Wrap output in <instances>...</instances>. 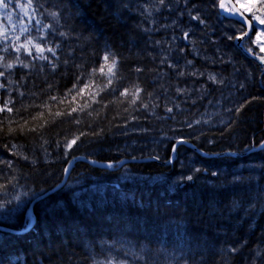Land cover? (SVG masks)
Returning <instances> with one entry per match:
<instances>
[{"label":"trees","instance_id":"obj_1","mask_svg":"<svg viewBox=\"0 0 264 264\" xmlns=\"http://www.w3.org/2000/svg\"><path fill=\"white\" fill-rule=\"evenodd\" d=\"M43 2L45 8L60 10L61 27L58 30L68 33L67 37L56 35L53 39L60 45L56 68L53 70L47 62L34 61L30 70L20 67L13 70L12 84L0 78V82L6 85V88H0V106L9 99L14 102L9 105L13 108L12 113H0V162H3L0 163V176L3 177L0 183H7L10 177H15V188L24 186L32 193L33 199L28 207L34 204V223L30 230H24L29 216L27 209L17 219L0 223L6 229L0 232V264H98L99 260L107 262L110 258L125 264H132V261L133 264H260L262 258L264 263V211L258 215L264 206L259 201L253 205L254 201L246 192L249 185L242 190L228 178L252 160L258 161L264 170V151L259 150L264 144V68L237 49L234 39L223 41L228 55L222 61L229 63V68L237 64L246 69L250 84L240 111L235 112L227 129L213 130L204 136L216 144L206 142L201 145L188 140L197 150L211 156L204 157L189 147H183L195 156L193 162L199 166L195 179L180 183L176 189L163 183L153 184L152 177L167 179L177 175L181 168L168 164L173 154L171 143L163 153V160L137 155L135 160L141 163L138 161L123 167L136 176L147 177V185H117L118 168H101L79 161L73 166L66 185L53 192L65 181L66 170L77 158L114 166L133 159L126 153L119 154L116 149L120 132L134 123H139L138 127L148 125L150 117L147 113L153 114L158 109L161 89L167 83L161 55L137 24L139 20L128 0ZM26 3L27 0H11L7 12L0 9V26L7 27L10 34L7 16H12V24H16L17 29L21 22L27 23L20 8ZM216 12L214 8L217 17ZM42 20L52 22L46 14ZM213 22L217 26L216 21ZM31 27V35H38L34 20ZM209 30L210 33L215 31ZM247 47L254 48V45L250 43ZM9 52L11 56L16 55L11 49ZM106 52L111 53L110 61L113 56L118 61L113 85L97 97L107 107L96 103L81 113L61 118L45 112V119H54L55 123L36 132H20L19 125L25 120L29 121V127L39 123L32 122L31 117L43 109L30 105L45 101L49 92L61 96L72 88L78 75H86L92 68L99 67ZM21 58L31 60L23 55ZM102 80L103 77L97 74L96 85L102 86ZM84 83L85 80L81 79L80 85ZM133 85L143 89L136 105L129 103L131 96H119L121 88L131 90ZM20 91L25 93L23 97L19 95ZM88 91L95 92L96 87ZM141 103L149 104V108H142ZM167 104L166 109L174 102ZM89 111L92 115H88ZM77 115L81 122L72 123ZM4 117L15 121L11 125L17 129L15 133L8 134L9 120ZM81 132L85 135L66 151V140ZM220 140L224 142L218 143ZM13 145L17 147L13 148ZM95 150L104 151L94 155ZM13 153H23L28 159ZM177 153H182V149ZM223 153L239 157L212 158ZM9 161L12 162L11 168L7 167ZM258 176L264 180V175H257L256 180ZM76 180L79 182L75 183ZM79 183H85L90 190L93 187L107 190L104 193L99 189L98 196L87 192L81 194L71 187ZM253 186L254 183L250 185ZM15 188L9 186L8 192L13 193ZM240 203L245 204L244 208ZM245 209H249L247 214Z\"/></svg>","mask_w":264,"mask_h":264},{"label":"rangeland","instance_id":"obj_2","mask_svg":"<svg viewBox=\"0 0 264 264\" xmlns=\"http://www.w3.org/2000/svg\"><path fill=\"white\" fill-rule=\"evenodd\" d=\"M154 3L155 0H128L129 7L139 20L137 24H139L142 32L149 36L150 42L154 44L156 51L161 55V66L167 86L161 89L163 93L159 100L158 109L153 114L147 113L150 117V120L147 121L148 125L138 127L140 124L134 123L122 129L116 149L119 150V154L126 153V156L133 159H136L137 155H149L163 160V153L173 143L172 149L174 152L168 160V164L181 167L178 168V174L167 179L156 176L152 177V180L154 185L163 183L169 188L176 189L180 183L189 182L187 180L188 176L191 175L195 179V173L199 169L197 163L193 162L195 156L193 157L183 147L190 139L201 145L216 144V141H210V138L207 139V137L205 139L204 136L213 130L227 129L226 127L233 120L237 108H240L246 98L245 92L249 87L250 77L245 74L246 69L240 65L234 64L232 68H229L230 64L222 61L228 55L223 41L228 39L229 36H238V29L242 26L236 21L226 22L224 19L219 21V26H216L213 22L217 19H215L216 15L212 11V1L169 0L166 7L161 8L159 12L153 10L152 16L149 17L145 12V7L152 9ZM203 3H207L209 6H205ZM192 16H199L203 22L192 19ZM205 20H208V22ZM255 27L257 28L255 32H257L260 28H264V25L258 26L254 23ZM209 29L215 31L210 33ZM184 32L188 33L187 40L183 39ZM254 39L255 37L250 34L243 44H250L249 41ZM262 40H264V37H262ZM253 45L258 54L264 56V53L259 52L257 44L253 43ZM165 57H167L166 61L164 60ZM188 61H192V64L189 65ZM169 63L175 67H169ZM191 71H198L203 75L193 76L189 74ZM180 72L185 74L179 75ZM209 74H214L218 81L223 82L213 83L207 78ZM177 88L183 89V93L177 92ZM171 101L174 104L169 107L172 109L174 105L176 107L172 112H168L165 106H168L170 103H167ZM222 141L224 142V140L217 142L223 143ZM179 149H182L180 154L177 153ZM103 151L95 150L93 154L99 155ZM123 160L126 159L123 158ZM260 166L258 161L252 160L238 168L235 174H231L228 178L232 180V184L242 190L246 187V184L249 185L246 192L251 196H249L251 200L255 203L259 201L264 206V180H261L259 176L257 180L255 179L257 175H264V170L262 171ZM113 168L120 170L117 185L121 183H142V185H145L147 183V177L136 176L130 173L129 170L124 171L122 164L113 166ZM122 171L124 173H121ZM78 182L79 180L75 181V183ZM252 183H254V186L250 187ZM71 187L78 189L77 192L80 191L81 194L87 192L86 194L92 195L93 193L96 196H98L99 189L103 190L104 193L107 190L103 187L97 190L93 187V190H90L85 187V183L71 185ZM262 189L263 196L261 197L260 191ZM14 190L13 193L8 192L6 199H11L15 194L22 192H27L28 196L22 198L24 203L20 205V210L10 217L7 216L6 210L0 212V223L10 222L26 209L27 211L31 209L28 205L33 199L32 193L24 186H19ZM260 197L262 198L261 201L259 200ZM233 201L234 199H232ZM240 205L242 208L245 206L243 203H240ZM15 207H17L15 203L8 205L9 209ZM262 211H264V208L258 215ZM248 212L249 209H245L244 213L247 214ZM5 230L4 227L0 226L1 232ZM262 260L260 264H264ZM98 262L107 264L103 260ZM114 264L125 263L114 261Z\"/></svg>","mask_w":264,"mask_h":264},{"label":"snow or ice","instance_id":"obj_3","mask_svg":"<svg viewBox=\"0 0 264 264\" xmlns=\"http://www.w3.org/2000/svg\"><path fill=\"white\" fill-rule=\"evenodd\" d=\"M169 0H155L152 9L145 7V12L147 16H152V11L159 12L161 8L166 7ZM11 0H0V9H3L5 12L10 7ZM216 6L223 10V12L228 13L230 16L235 18L242 27L238 29V36H229L228 39L240 40L244 41L245 37H248L251 33L252 36L255 37L254 40H250L249 43H255L259 47V52L264 53V28H260L259 31L252 33V25L253 23L258 26L264 25V0H215ZM21 10L24 13V17H27V23L21 22L17 29L16 24H12V16L8 15L7 20L9 25H11V34L9 33V29L5 26H0V78H4L7 81V84H12L13 81L10 76L13 74V70L16 67H20L22 69L30 70L33 67L34 61H43L47 62L48 65L54 70L56 68V60L59 59L57 56V50L60 45L58 43H54L53 39L56 35L60 37H67L68 33L62 30H58L61 21V12L60 10H50L44 7L43 0H27L26 5H20ZM41 9H44L41 12ZM30 10V11H29ZM47 15L51 18V21L55 23L57 27H54L52 22L44 23L42 17ZM191 15V14H190ZM249 15L251 18H249ZM194 20H201L199 16H192ZM35 21L36 27L35 31L38 35H31L32 32V21ZM51 32V35L49 33ZM23 37V40H22ZM173 39H175L173 37ZM183 39H188V33H183ZM16 53L15 56H11L9 50ZM246 52L249 54L256 55L253 52L251 47H247ZM50 55H48V54ZM5 54H8L7 56ZM30 57L31 60L26 61L22 59L21 56ZM110 52H106L103 57V63L99 65L97 68H92L90 71L86 73V75H78L76 82L73 84L72 88L68 89L61 96H57L49 92L48 97L45 101L40 104L30 105L31 107L41 108L43 111H39L32 115L33 126L29 127V121L25 120L23 124L19 125V130L21 133L25 132H36L38 130L43 129L49 123H55V120H47L45 119V112L49 116H53L55 118L61 117H71L73 113H81L84 110L90 109L92 104L100 103L103 107H107V104H104L102 100H98L97 97L100 93L106 91L110 88L114 79L117 77L116 65L118 63L117 59L113 56L110 61ZM256 58L260 60L262 64H264V56L256 55ZM167 60V57L164 58ZM67 61H65L66 63ZM163 62V61H162ZM188 64L191 65L192 61H188ZM169 67H175L171 63L168 64ZM43 67V65H41ZM140 69H137L139 71ZM99 74L100 77H103L102 86H97L95 83V78ZM184 72H180L179 75H184ZM190 75H203V73H199L198 71L189 72ZM213 83H222L223 81H218L217 77L214 74H209L207 77ZM84 79L85 83L80 85V80ZM77 85H80L77 88ZM96 87L95 92L88 91L89 89ZM0 88H6L4 82H0ZM51 88V85H49ZM116 89H113L115 92ZM143 91L139 85H133L131 90L127 87L121 88L119 91V96L128 97L131 96V100L129 103L131 105H136L137 101L140 99V94ZM183 89L177 88V92L183 93ZM87 92V97L85 98V94ZM19 95L23 97L25 93L23 91L19 92ZM32 95H36V93H32ZM150 95V94H149ZM79 98V99H78ZM81 101H83L81 103ZM54 102V103H53ZM14 103L11 99L6 101L2 106H0V113L8 112L12 113L13 108L9 105ZM61 105H65L66 107L61 108ZM141 107L144 109L149 108V104L141 103ZM55 109V110H54ZM27 110V108H25ZM168 112H172V108L166 109ZM94 111V110H93ZM127 111V109H125ZM231 111V109H229ZM240 111V108H237V112ZM88 115H92V111L88 112ZM3 119L9 120L8 125V134H13L17 131L16 128H13L11 125L15 121L9 119V117H4ZM2 122V120H0ZM80 117L77 115L72 123L79 124ZM199 123V121H197ZM2 131V129H0ZM102 131V130H101ZM85 135V133L81 132L80 135H76L71 139L66 140L64 144V148L66 151H70L73 145L77 143V140L80 139V136ZM46 143V141H45ZM16 145H13V148H16ZM261 148H264V144L260 145ZM14 155H19L21 158L27 160L28 157L23 155V153H13ZM3 163V162H0ZM34 163V161H33ZM95 163V161H93ZM114 165L108 164L107 167H113ZM7 167H12V162H7ZM67 171V170H66ZM199 171V169H197ZM0 179H3L0 176ZM193 177L190 175L187 177V180H192ZM15 177H10L7 183H0V212L7 211V216L10 217L13 213L18 212L20 210V205L24 203L23 197H27V192L17 193L11 199H6L8 196L9 186L15 188ZM15 203L17 207L8 208L9 204ZM62 207V206H60ZM55 211V209L53 210ZM32 227V216L29 215L24 224V230H30ZM232 251H236V249H232ZM98 264H102V262H98ZM107 264H114V261L110 258L107 261Z\"/></svg>","mask_w":264,"mask_h":264},{"label":"water","instance_id":"obj_4","mask_svg":"<svg viewBox=\"0 0 264 264\" xmlns=\"http://www.w3.org/2000/svg\"><path fill=\"white\" fill-rule=\"evenodd\" d=\"M220 13L223 14V16H225V17L228 18V19H231V18H232V19L235 20V18H233L232 16H230L228 13L223 12V10H221V9H220ZM236 21H237V20H236ZM237 22H238V21H237ZM237 45H238L239 48H241L240 40L237 42ZM244 53L247 54L245 51H244ZM248 56H249L251 59H253L255 62L259 63L262 67H264V64H262V63L260 62V60L256 58L255 55H250V54H248ZM193 149L196 150L195 148H193ZM196 151H197V150H196ZM198 153L201 154V155H203L204 157H209V156H211V155H207V154H205V153H202L201 151H198ZM222 156H230V157H234V156H233V153H223V154H216V155L212 156V158H221ZM77 161H85V162H88V163H89V161H86V160H84V159H78V160H76V161H72V162H71V164H70V168L72 167L73 163H75V162H77ZM157 163H158V162H157ZM65 182H66V181H65ZM65 182H63V184L60 185L57 189H55L53 192H56V191L62 189V188L65 186ZM53 192H51V193H53ZM51 193H48V194H51ZM48 194H47V195H48ZM47 195L41 197L40 199L46 197ZM40 199H39V200H40ZM33 206H34V204L32 205V207H33ZM32 207H31V209L29 210V214L32 216V225H33V212H32Z\"/></svg>","mask_w":264,"mask_h":264},{"label":"bare ground","instance_id":"obj_5","mask_svg":"<svg viewBox=\"0 0 264 264\" xmlns=\"http://www.w3.org/2000/svg\"><path fill=\"white\" fill-rule=\"evenodd\" d=\"M178 142H180V141H178ZM183 142V141H182ZM259 150H263L264 151V148H260ZM174 152V151H173ZM178 152V151H177ZM173 155V154H172ZM176 155V154H175ZM236 156H239V155H237V154H235ZM234 154H233V156H235ZM139 160H135V159H131V160H126V161H124V162H122V163H120V164H122V168L123 167H128L130 164L132 165V163H136V162H138ZM139 163H141V161H139ZM125 170H128V169H124V171ZM171 190V189H170ZM261 192V191H260ZM53 194V193H52ZM74 197V196H73ZM255 203V202H254ZM260 209V208H259ZM262 209H260V211H261ZM259 211V212H260ZM20 215V214H19ZM18 218V217H17ZM16 218V219H17ZM16 223V222H15ZM6 225V224H5ZM6 231V230H5ZM29 232V231H28ZM9 233V232H8ZM119 261V260H118ZM123 262V261H122Z\"/></svg>","mask_w":264,"mask_h":264}]
</instances>
